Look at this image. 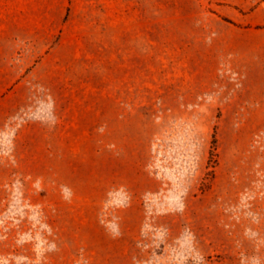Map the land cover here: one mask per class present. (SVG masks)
Here are the masks:
<instances>
[{
	"label": "rangeland",
	"instance_id": "1",
	"mask_svg": "<svg viewBox=\"0 0 264 264\" xmlns=\"http://www.w3.org/2000/svg\"><path fill=\"white\" fill-rule=\"evenodd\" d=\"M0 58V264H264V0H0Z\"/></svg>",
	"mask_w": 264,
	"mask_h": 264
},
{
	"label": "crops",
	"instance_id": "2",
	"mask_svg": "<svg viewBox=\"0 0 264 264\" xmlns=\"http://www.w3.org/2000/svg\"><path fill=\"white\" fill-rule=\"evenodd\" d=\"M0 63H4L7 62L9 63L10 60L8 58H0ZM4 73H8V71L6 69H4L2 67V65H0V96L3 94V91L5 90V88L8 86L7 83L5 82L8 77V74H6L5 76L3 75ZM4 79V80H3Z\"/></svg>",
	"mask_w": 264,
	"mask_h": 264
}]
</instances>
